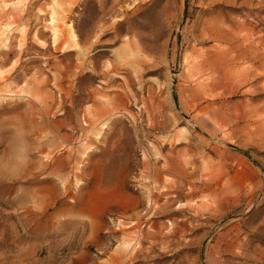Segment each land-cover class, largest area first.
<instances>
[{"label": "rangeland", "instance_id": "rangeland-1", "mask_svg": "<svg viewBox=\"0 0 264 264\" xmlns=\"http://www.w3.org/2000/svg\"><path fill=\"white\" fill-rule=\"evenodd\" d=\"M0 264H264V0H0Z\"/></svg>", "mask_w": 264, "mask_h": 264}, {"label": "clouds", "instance_id": "clouds-1", "mask_svg": "<svg viewBox=\"0 0 264 264\" xmlns=\"http://www.w3.org/2000/svg\"><path fill=\"white\" fill-rule=\"evenodd\" d=\"M6 151L0 152V181L11 182L31 162V149L26 134L13 130Z\"/></svg>", "mask_w": 264, "mask_h": 264}]
</instances>
